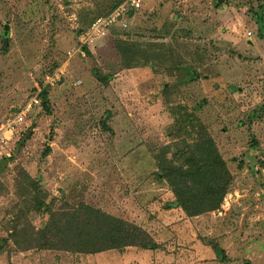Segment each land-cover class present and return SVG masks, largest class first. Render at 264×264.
<instances>
[{"label": "rangeland", "instance_id": "374dc122", "mask_svg": "<svg viewBox=\"0 0 264 264\" xmlns=\"http://www.w3.org/2000/svg\"><path fill=\"white\" fill-rule=\"evenodd\" d=\"M115 1L0 0V136L47 86L51 106L47 115L33 102L3 150L11 160L0 175V264H264V0H144L83 43L91 27L84 32L81 18H108L127 2L110 12ZM117 40L142 47L137 56L149 66L122 69ZM183 66L190 82L181 81ZM95 70L113 79L101 83ZM187 113L194 125L182 128ZM201 133L233 183L219 210L188 217L167 209L175 198L155 174L163 148ZM21 169L56 213L89 204L143 227L160 248L40 249L33 236L50 216L19 194Z\"/></svg>", "mask_w": 264, "mask_h": 264}, {"label": "trees", "instance_id": "16d2710c", "mask_svg": "<svg viewBox=\"0 0 264 264\" xmlns=\"http://www.w3.org/2000/svg\"><path fill=\"white\" fill-rule=\"evenodd\" d=\"M122 0L115 1L110 12L120 6ZM264 5L262 6V13ZM258 13V17L262 14ZM137 11L129 12V14ZM97 13L92 19L87 16L83 20L84 32L88 30L96 20L100 18ZM8 37L3 40V52L8 50ZM138 44L123 40H117L115 48L121 56V68L130 70L133 68L149 66V58L140 59L137 54L142 52ZM157 47L167 49L164 43ZM90 53V49L85 48ZM172 51L170 55H173ZM132 55H135L131 57ZM143 61V62H141ZM175 67L176 63L173 62ZM189 76H194L190 67H182L181 81L190 82ZM94 77L101 83L108 84L113 75H102L100 70L94 71ZM48 87V86H47ZM44 87L38 98L47 115H51L49 101V88ZM194 115L187 113L182 128L188 124L194 125ZM179 129V128H178ZM177 129V130H178ZM30 130L23 135L18 142L23 146L30 138ZM173 146L176 152L173 158H168ZM171 147L162 149L163 157L159 159L155 174L157 181L166 182L175 200L168 203L167 209H181L188 217H196L221 208L224 199L230 191L233 177L227 162L220 154L213 138L201 133L193 142L182 141ZM256 147L254 141L251 145ZM50 151L51 149L48 148ZM6 155L0 158V175L5 171L8 163ZM22 179V180H21ZM23 180L26 182L23 183ZM17 188L19 194L27 198L26 203L31 211L49 214L50 219L41 230L34 236V241L40 249L61 250L75 255H98L108 251H124L126 248L140 250H157L160 245L143 227L107 214L89 204L81 203L68 214L56 213L52 203L47 202L48 193L35 179L31 178L26 171L21 169L20 180ZM217 256L222 262H228L226 251L214 241H209Z\"/></svg>", "mask_w": 264, "mask_h": 264}, {"label": "built area", "instance_id": "2783aa9c", "mask_svg": "<svg viewBox=\"0 0 264 264\" xmlns=\"http://www.w3.org/2000/svg\"><path fill=\"white\" fill-rule=\"evenodd\" d=\"M143 1L144 0H127L125 4L120 6L114 12V14H112L108 18H99L98 20H96V22L91 26V29H89L86 35L83 37L82 42L92 43L97 38L104 36L106 34L105 30L111 24H113V21L116 22L120 18V16H124L129 12L140 10L143 5ZM33 102L39 104V99L37 97L32 99L30 104L23 111L17 114V116L15 117V121L12 124H9L7 126L5 125L2 126L1 130H3V135L0 136V158L3 157V150L7 146L9 140L11 139L10 136H12L15 132L13 124H21L22 122H24L27 113L31 110Z\"/></svg>", "mask_w": 264, "mask_h": 264}, {"label": "water", "instance_id": "95a60500", "mask_svg": "<svg viewBox=\"0 0 264 264\" xmlns=\"http://www.w3.org/2000/svg\"><path fill=\"white\" fill-rule=\"evenodd\" d=\"M8 34H9V26H6L4 31V36L8 37Z\"/></svg>", "mask_w": 264, "mask_h": 264}]
</instances>
